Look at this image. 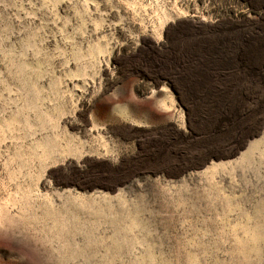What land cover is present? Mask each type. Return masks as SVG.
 Segmentation results:
<instances>
[{"label": "rangeland", "instance_id": "obj_1", "mask_svg": "<svg viewBox=\"0 0 264 264\" xmlns=\"http://www.w3.org/2000/svg\"><path fill=\"white\" fill-rule=\"evenodd\" d=\"M0 264H264V0H0Z\"/></svg>", "mask_w": 264, "mask_h": 264}, {"label": "bare ground", "instance_id": "obj_2", "mask_svg": "<svg viewBox=\"0 0 264 264\" xmlns=\"http://www.w3.org/2000/svg\"><path fill=\"white\" fill-rule=\"evenodd\" d=\"M242 47H239V49L237 51V55L240 57V61L243 63H248L250 62L252 59L257 58L258 56H260L261 54V49L259 47L256 46H249L248 43H241ZM187 52V51H185ZM187 55V54H186ZM194 56V55H193ZM187 57V56H186ZM186 59V58H185ZM177 60V59H176ZM192 60V59H191ZM187 61V60H186ZM189 62V61H188ZM187 77V76H185Z\"/></svg>", "mask_w": 264, "mask_h": 264}]
</instances>
